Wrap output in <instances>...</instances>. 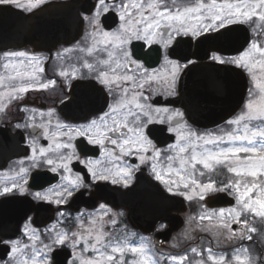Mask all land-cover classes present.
<instances>
[{
    "label": "flooded vegetation",
    "instance_id": "obj_1",
    "mask_svg": "<svg viewBox=\"0 0 264 264\" xmlns=\"http://www.w3.org/2000/svg\"><path fill=\"white\" fill-rule=\"evenodd\" d=\"M53 2L65 4L72 2L80 21L76 31L67 33L63 42L54 47L24 46L6 51L26 53L25 57L13 58V63L19 65L22 60L21 71H35V80L25 77V80L32 83L34 87L27 92L16 93V99L9 96L0 102V190L5 186L11 187L13 181L22 183L26 188L23 194L17 190L7 196H0V242L20 240L22 244L29 246H44L51 244L57 232H68L71 236L73 232L79 233L84 229L95 228L102 229L107 234L106 242L126 239L128 244L137 245L141 239H145L146 248L152 249L153 259L150 260V264H159V261L163 262L165 253L154 250L153 234L163 230L166 225L158 222L152 234L144 235L126 222L125 210L116 209L115 206H121L123 203L140 206L145 200L156 203L159 187L169 194H177L175 185H172V191H169L168 186L156 180L152 173V163L155 162L157 169H163L165 173L169 167L173 169V174L165 175V179L179 180V176L175 175V170L179 169L180 165L179 158L172 161L167 159L168 156L176 157L177 155V150H168L169 145L180 143L176 133L168 131L169 127H176V121L169 123L165 118L164 123H159L160 116L153 112L152 119L157 122L148 125L145 131L156 147L161 150V156L157 161H149L145 164H141L135 153L137 146H130L133 149L132 155L121 156L120 148L108 143L107 151L115 152L116 156H120L119 160H115L113 157L103 155L99 145L89 144L87 137L79 136L75 131L69 134L72 137L69 139L68 135H64L68 133V128L61 129L58 125H67L76 129L109 111V105H115V100L108 94L107 88L96 79L101 71L108 72L109 77L115 74L136 77L134 83L121 82L116 99L124 98L123 88L129 89L127 100H132L135 93H142L139 103L151 105L153 109H168L169 115L176 111L183 113L182 123L206 139L209 138V134L219 136L241 127V125L229 124L228 121L241 115L244 108L242 106L230 119L214 127L202 126L201 123H206L211 115V112L207 111L209 104L204 97L195 94L196 84L202 82L193 80L190 93L186 94L184 89L186 85L183 86L181 81L183 69L196 63L192 56L202 53L196 44L197 37L193 38L190 34L177 36L168 49L171 53L168 59L180 65L174 80L171 76V68L164 65L165 49L161 44L148 45L143 41L133 40L126 45V49L134 53L133 58L142 63L144 68L156 77L140 89L137 86L142 82V78L135 67L133 66L127 72L120 68L113 73L111 69L116 65L109 57V52H112L113 48L101 42L102 37L99 35H93L88 17L96 10L97 0H46V3L39 5L31 12L41 10ZM109 2L111 3V0ZM115 2L119 3L120 0ZM167 2L173 7H183L194 4L196 0H175V4L173 0H167ZM99 21L101 30L112 32L119 23L118 12L113 9L102 15ZM88 49L92 51L89 52ZM115 51L119 53V49ZM145 52L148 53L147 56H144ZM3 53L0 52L2 71L3 65L9 62L4 58ZM212 54L210 53L208 59ZM215 55L225 59L237 57L239 54L223 56L215 53ZM181 58L189 59L185 61ZM30 59L31 63H29ZM102 61L108 63H102ZM86 63L91 64L92 68L84 67ZM61 72L66 75H60ZM11 74H14L13 71ZM50 81L54 83L49 84L48 88L38 87L39 83ZM195 81L197 82L194 83ZM85 94L95 99V103L90 107H84L79 103ZM108 119L111 125V114ZM125 134H127L126 130ZM112 138L121 139L119 136ZM224 142H228L227 139L221 143ZM57 143H71L79 158L74 157L69 162L71 174L63 169L53 172L44 162L45 159H55L58 155H68L69 149L55 150ZM33 147L37 149V152H33ZM41 148L52 149V151H46L45 157L40 158L39 149ZM147 155L151 156V151ZM33 156L37 157L35 161L31 159ZM86 159L99 160L102 167L114 170L120 166H133L131 180L127 186L123 183L113 184L111 179L94 182L85 165L80 163L81 160ZM137 165L139 167H135ZM22 168L26 170L23 173ZM78 173L86 177L84 186L73 189V196L66 197L65 203H55V193L51 190H61L59 186L66 184L64 177L69 176L71 179ZM224 182L229 183L228 180ZM36 192L47 193L51 200L35 199ZM101 204L106 206L105 209L100 208ZM137 212L140 214V209ZM90 220H95V225L90 224ZM113 220L115 223H112ZM25 227L30 230L28 235H24L21 231ZM32 231L36 233L35 239H30ZM172 240L175 244L180 241V237H174ZM70 243L71 241L69 245ZM82 247L83 244L78 245L76 251H81ZM64 248L72 250L68 245ZM173 248L170 246L169 250ZM28 250L29 248L26 252ZM90 250L85 253L90 255ZM160 257H162L161 260ZM132 258L130 256V260Z\"/></svg>",
    "mask_w": 264,
    "mask_h": 264
},
{
    "label": "snow or ice",
    "instance_id": "obj_2",
    "mask_svg": "<svg viewBox=\"0 0 264 264\" xmlns=\"http://www.w3.org/2000/svg\"><path fill=\"white\" fill-rule=\"evenodd\" d=\"M44 3H46V0H25V2H21V0H0V5H13L25 12H31ZM173 4H175V0H173ZM95 9L88 20L92 25L93 35H99L102 37L101 42L113 48V51L109 52V57L113 59L116 65L115 68L111 69L112 72L116 73L120 68L127 72L134 66L142 78V82L137 86L140 89L144 87L145 83L154 80L156 77L150 74L142 63L133 58L134 53L126 49L125 46L133 40L143 41L148 45L161 44L165 49L163 54L164 65L171 68V76L174 80L180 65L178 62L168 59L171 54L168 49L177 36L190 34L193 38L202 37L205 41H212L211 46L216 47L230 42L229 33L233 31L230 26L251 22L253 18L264 21V0H232V2L225 0L223 3L210 0V3L207 4L203 0H196L194 4L183 7L170 6L167 0H120L119 3H116L115 0H111V3L109 0H97ZM113 9L118 12V26L112 32L101 30L99 18ZM204 33H215V35L207 36ZM165 36H167L166 39ZM246 43L249 44V48L237 57L222 59L213 53L210 59L220 64H234L237 67L247 69L250 73L258 66L264 72V59H255L256 53L264 58V44H261L258 38L246 41ZM116 49H119V53L115 51ZM217 50L223 49L217 47ZM88 51L91 52L92 49H88ZM147 55L148 53L145 52L144 56ZM3 56L9 61L4 64V68L12 69L14 73L9 75L7 79L10 82L20 81L18 86L11 85L8 91V95L12 99H16V93H24L34 87L32 83L25 81V77L29 80H35V71H21L22 60L19 65L13 63V58L25 57L26 53L24 52H4ZM29 63H31V59ZM102 63L108 62L102 61ZM84 67L91 69L92 65L86 63ZM38 70L42 71V69ZM60 75H66V73L61 72ZM96 79L103 87L107 88L108 94L115 100V105H109V111L76 129L67 125H58V128L61 129L68 128V133H64V135H68L71 139L72 137L69 134L75 131L77 135L87 137L89 144L99 145L103 150V155L113 157L115 160H119L120 156H116L115 152L107 151L108 143L118 146L121 156L132 155L133 149L130 146H137L135 153L138 155L141 164H145L149 161H157L161 156V150L156 147L145 131L148 125L157 122L152 119L153 112L160 116L159 123H164L165 118L169 123L175 120L176 127H169L168 131L176 133V138L180 143L169 145L168 150H177V155L176 157L168 156L167 159L172 161L179 158L181 168L175 170V175L179 176V180L165 179V175L173 174V169L169 167L167 173H165L163 169L158 170L157 163L154 162L152 163V173L155 179L168 186L169 191H172L171 186L175 185L178 193L189 200L193 198V195L199 196L201 200L205 197L214 199L215 193L228 192L230 188L234 189L240 210H230L227 219L235 217L234 222L242 224L246 230L241 233L240 239L251 241L252 236L249 233L257 232V228L250 226V221L241 219V217L245 213H251L254 217L259 218L261 222H264V185L252 182L249 186L245 183L243 185L244 190L241 191L242 181L238 179L235 182L229 181L223 188H217L215 181L212 180L207 183L198 182L194 178V173L197 165H202L203 169L211 171L214 165L228 162L230 164L228 171L235 173L238 177L250 176L256 178L258 175H264V102L247 103L245 105L247 111L236 119L228 121L229 124L241 125L238 129L219 136L209 134V138L206 139L204 136L198 135L188 125L182 123L183 113L176 111L169 115L168 109H153L151 105L139 103L142 93H135L132 100H127L126 96L129 89L123 88L124 98L116 99L118 90L121 88V82L132 81L134 83L135 76L115 74L109 77L108 72L101 71ZM4 80L5 77L0 76V85L4 83ZM51 83H54V81L39 83L38 87L48 88ZM261 90L264 91V85H261ZM79 103L84 107H90L95 103V99L85 94ZM110 114L112 116L111 125L108 119ZM254 121H259V123L254 124ZM125 130L127 134H125ZM113 136H119L121 139H113ZM225 139L228 141V146L221 147L220 143ZM200 141H203V143H200ZM236 142L240 143L237 144ZM207 145H213L214 149L207 147ZM59 149H69L70 152L66 156L58 155L55 159H45L44 162L51 167L53 172L63 169L71 174L69 162L74 157L79 159L73 145L71 143H57L55 150L58 151ZM32 150L34 153L37 152L35 147ZM46 151H52V149H39L40 158L45 157ZM150 151L151 156L147 155ZM241 153L245 155L241 157ZM31 159L35 161L37 157L33 156ZM80 163L85 165L94 182L111 179L113 184L123 183L127 186L132 177L133 166H120L114 170L102 167L99 160L86 159L81 160ZM189 166L192 171L186 177L184 173L187 172ZM135 167H139V165ZM25 171V169H21L22 173ZM199 174L203 176L204 172L201 171ZM85 179L86 177L79 173L71 179L69 176H65L66 184L59 186L61 190H51L55 193V203H65L66 197L73 196V189L84 186ZM181 184H183L184 189L191 188L192 194L187 191L179 192ZM17 190L23 194L26 188L22 183L13 181L11 187L5 186L0 190V196H7ZM34 198L37 200H51L47 193L42 194L41 192H36ZM105 207L103 204L100 205L102 210ZM219 216L222 218L219 227L229 230L230 239L235 237L231 225L224 222L223 209L220 210ZM211 218V215L201 217L202 220H210ZM89 223L95 225V220H90ZM112 223H115V220ZM21 231L24 235H28L30 230L25 227ZM106 235L102 229L95 228L84 229L79 233L73 232L71 236L68 232H57L51 244L44 245L46 251L42 252L33 247L31 256L25 258L21 257L29 245L22 244L20 240L2 241L0 244L7 248L8 259L0 261V264H116L117 254L123 258L126 252H131L139 258L130 262V264H150V257L146 251L147 245L145 243L132 245L112 240L106 242ZM35 238L36 233L32 231L30 239ZM69 241H71L70 245ZM81 244H83V247L81 251L77 252V246ZM66 245L71 247V255L63 251ZM89 249L96 253L95 259L84 258L83 254L88 252ZM192 251L195 253L196 249L193 248ZM236 253L233 259L238 264H258L255 258L248 254L249 250L247 248L236 249ZM50 255L51 260L49 261ZM208 258L216 264H224L225 261L224 256L217 258L209 255ZM172 259L175 260L176 257H172ZM180 259L183 260L184 257ZM122 264H128V262L122 260Z\"/></svg>",
    "mask_w": 264,
    "mask_h": 264
},
{
    "label": "water",
    "instance_id": "obj_3",
    "mask_svg": "<svg viewBox=\"0 0 264 264\" xmlns=\"http://www.w3.org/2000/svg\"><path fill=\"white\" fill-rule=\"evenodd\" d=\"M79 15L72 6V2L65 4L63 2H53L41 10L23 13L22 11L10 6L0 5V51L22 47L27 45L38 47H54L63 42L67 33L76 31L79 25ZM232 28V27H231ZM238 30L244 32V44L237 46L236 42L230 41L227 44L212 47V41L203 40L200 46L207 52L210 50L226 53L227 48H233L232 51L243 49L249 41L248 30L243 26H235ZM213 34L212 36H214ZM230 35V34H229ZM210 36V35H208ZM217 47L223 50H217ZM236 47V48H235ZM191 71L206 72L205 80L209 82V90L204 91L205 96H209L208 110L220 111L230 116L237 109L243 100L247 88L246 77L242 71L232 66H224L217 63H200L190 69ZM213 96V97H211ZM214 199L206 198V204L209 207H219L232 205V198H228L225 193H215ZM142 214L146 216L145 220L134 218V211L137 206H123L128 210V221L136 229L145 233H150L151 228L156 221H165L168 227L164 233L155 235L156 243L168 242L174 232H178L184 225V219L181 215H172L171 212L186 211L187 207L182 198H173L167 195L159 196V203L156 205L143 203ZM64 252L70 255L68 250ZM7 257V248L0 247V259Z\"/></svg>",
    "mask_w": 264,
    "mask_h": 264
},
{
    "label": "rangeland",
    "instance_id": "obj_4",
    "mask_svg": "<svg viewBox=\"0 0 264 264\" xmlns=\"http://www.w3.org/2000/svg\"><path fill=\"white\" fill-rule=\"evenodd\" d=\"M21 1H23V0H21ZM229 2H231V0H229ZM261 28H262L261 30L255 31L254 36H259L260 33H263V37H264V27H261ZM261 44H264V41H262ZM255 59L261 60L264 58H262L259 55V53H256ZM0 62H1V60H0ZM0 65H1V63H0ZM11 71H12V69L4 68V65H3V71H2V69H0V76L5 77L4 83L2 85H0V94H3V95H0V102L9 97L8 91H9V87L11 85H13V84H15L17 86L19 85V83H17V81L10 82L7 79V77L9 75H12ZM245 71L249 77V92H248V96L246 99V104L249 102H252L254 104L264 102V91L261 90V85H264V72H262L258 66L256 68H254L251 73L248 72L247 69H245ZM25 81L27 82V80H25ZM245 111H247L246 108H244V112ZM253 123L258 124L259 121H254ZM236 143L239 144L240 142H236ZM220 146L226 147V146H228V142L227 143H220ZM207 147L214 149L213 145H207ZM181 155H183V154H181ZM189 155H190V153H189ZM240 156L243 157L244 155L240 154ZM216 166L217 165H214L213 171H214ZM227 166L228 167L230 166V164L228 162H227ZM180 168H181V165H179V169ZM191 171L192 170L189 166L187 169V172L184 173L186 175V177L189 173H191ZM201 171L204 172L203 176H201L199 174ZM209 172H210V170L203 169L202 165H197L196 171L194 173V178L197 179V181L200 183H206L204 181V176H205V173H209ZM230 174L232 177H234L235 181L238 179L242 181L241 191L244 190L243 185L245 183L248 184L249 186L251 185L252 182L259 183L258 178H257L258 176L256 178H253L250 176L238 177V176H236L235 173H230ZM262 178H263V181L260 184L264 185V175H262ZM215 186L217 187V184H215ZM183 191H187L189 194H192L191 188L184 189L183 184H181L180 188H179V192H183ZM234 196L236 199L235 190H234ZM196 199L199 200V203L197 205L198 207L196 209V211L199 213L198 217H196V219H195V216L191 215L189 218L186 219L184 229H183L182 233L180 234V237H181L180 245L173 244L172 246H174L176 248H182L183 245H185V243L187 241L194 240L198 234H202V237L200 239L201 241H200V243L197 242L196 245H194V246L191 245V246L187 247V251H186L185 255H182V256L180 255L175 260L172 259L169 264H216V262H214L213 260H209V258H208L209 255L215 256L217 258H219L220 256H224L225 257L224 264H238V262L235 261L233 259V257H234V255L237 254L236 249L245 248V245L244 244L242 245L240 243L241 242V239H240L241 232L239 230L236 231L235 237L230 239L229 238V236H230L229 230L224 229L222 227H219L221 220H222V218L219 216L220 210H218V211H216V210H206V211L202 210V208H201L202 205L200 204L201 199L199 198V196H196V195H193V198L189 201L190 204H191V202L194 203L196 201ZM187 200H189V199H187ZM232 209H236L237 211L240 210V206L237 204V199H236L235 205L232 208L223 209L224 210V218H223L224 222L229 223L230 225L235 221V217H232V219H227L228 212ZM250 214L251 213H245L241 217V219H248L251 222V219L248 218L250 216ZM208 215H211V217H212L210 220L209 219H203V220L201 219L202 216H208ZM245 215H247V216H245ZM195 220H198L199 222L196 223ZM252 224L254 225V223H250V226L253 227ZM205 236L211 238V242L207 241ZM117 241L124 242V241L119 240V239ZM125 243H127V242H125ZM260 244L264 245V235H262L259 238V242L256 244V246H259ZM33 247H35V249H37V250H41L42 252L46 251V249H44V246H31L30 245L28 247L29 250L27 252H25L21 258L31 256L32 251H33ZM193 248L196 249L195 253L192 251ZM209 250H211V251L209 252ZM227 252L229 253L228 256L225 255ZM240 254L244 255L243 253H240ZM83 255H84V258H86V259H95L96 258V253L92 250H90V255H88L86 253H84ZM125 255L126 254H124L123 258L125 257ZM131 256L133 257L132 260H127V257H126L125 262H128V264H130V262H132L134 260L139 259L133 253ZM149 257H150V260L153 259L152 256L149 255ZM181 257H184V259L181 260L180 259ZM123 258H121L119 256V254H117L116 264H122ZM253 258L256 259L258 264H264V259H263L264 256L257 255L256 257L253 256Z\"/></svg>",
    "mask_w": 264,
    "mask_h": 264
}]
</instances>
